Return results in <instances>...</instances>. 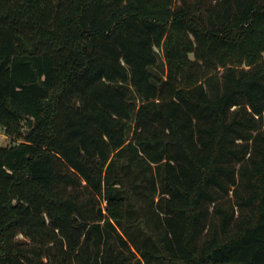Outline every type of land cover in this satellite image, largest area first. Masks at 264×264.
<instances>
[{
	"label": "trees",
	"instance_id": "trees-1",
	"mask_svg": "<svg viewBox=\"0 0 264 264\" xmlns=\"http://www.w3.org/2000/svg\"><path fill=\"white\" fill-rule=\"evenodd\" d=\"M2 136L0 264H264V0H0Z\"/></svg>",
	"mask_w": 264,
	"mask_h": 264
},
{
	"label": "rangeland",
	"instance_id": "rangeland-1",
	"mask_svg": "<svg viewBox=\"0 0 264 264\" xmlns=\"http://www.w3.org/2000/svg\"><path fill=\"white\" fill-rule=\"evenodd\" d=\"M28 126L25 125V129H27ZM11 142V139L9 137H5V136H2V138L0 139V144L1 145H7Z\"/></svg>",
	"mask_w": 264,
	"mask_h": 264
},
{
	"label": "water",
	"instance_id": "water-1",
	"mask_svg": "<svg viewBox=\"0 0 264 264\" xmlns=\"http://www.w3.org/2000/svg\"><path fill=\"white\" fill-rule=\"evenodd\" d=\"M28 121H29V126L25 130L26 133H28L29 129L33 126V123H34V120L32 118H28Z\"/></svg>",
	"mask_w": 264,
	"mask_h": 264
}]
</instances>
